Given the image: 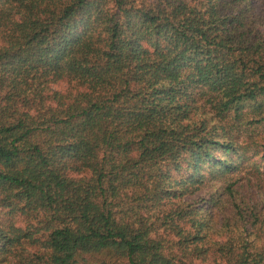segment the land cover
<instances>
[{
  "label": "trees",
  "instance_id": "trees-1",
  "mask_svg": "<svg viewBox=\"0 0 264 264\" xmlns=\"http://www.w3.org/2000/svg\"><path fill=\"white\" fill-rule=\"evenodd\" d=\"M240 1L0 0V264H264V194L236 177L264 172V134L237 141L264 130V36Z\"/></svg>",
  "mask_w": 264,
  "mask_h": 264
},
{
  "label": "rangeland",
  "instance_id": "rangeland-1",
  "mask_svg": "<svg viewBox=\"0 0 264 264\" xmlns=\"http://www.w3.org/2000/svg\"><path fill=\"white\" fill-rule=\"evenodd\" d=\"M238 5H240V7L242 8L243 6L246 7V10H244L246 19L250 20L254 24V26L264 36V0H244V1H240ZM52 88L61 90L65 88V84L59 81L57 83H54ZM247 132L248 133L239 134V137L237 139L239 143L242 141L243 143L247 142V144L245 145H250L254 141L260 142V143L262 142L261 136H263L264 134V130H262V128L258 126H254L251 129H249ZM248 135L250 136V138L246 137ZM250 153H252L250 150L245 152L246 156H248V158L251 160L252 157L250 156ZM246 165L247 167H244V168L240 167L239 170L237 171L236 177L237 178H239V176L242 177L238 179V183L243 188V190L242 191L239 190V192L246 193L247 195H250L252 199H256L258 194H264V172H260L261 168L258 169L259 173H251L250 171L247 172L246 169L248 168V164ZM246 181H248V184L245 185ZM204 190L205 189H199L197 192H195L193 195L189 196L188 198L194 199L196 196L202 193H205ZM5 217L6 215L3 218ZM10 220L13 221L16 226H19L21 228H24L26 225H29L30 223H32V220L29 222V220H25L19 214L15 215L14 217H10ZM211 238L219 240L218 236H215V235H211ZM23 245L27 251H30V252L39 251V248L37 245H30L27 242H24ZM92 260L93 259H90L84 256V258L80 259V264H93ZM201 264H224V263L217 257H216V260H213L212 256L209 257L205 255Z\"/></svg>",
  "mask_w": 264,
  "mask_h": 264
}]
</instances>
